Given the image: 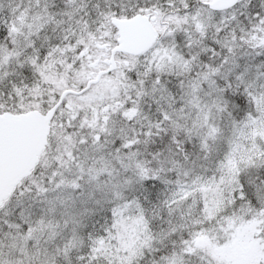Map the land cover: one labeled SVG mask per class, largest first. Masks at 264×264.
Instances as JSON below:
<instances>
[{"label": "snow or ice", "instance_id": "6c2138e0", "mask_svg": "<svg viewBox=\"0 0 264 264\" xmlns=\"http://www.w3.org/2000/svg\"><path fill=\"white\" fill-rule=\"evenodd\" d=\"M0 264H264V0H0Z\"/></svg>", "mask_w": 264, "mask_h": 264}]
</instances>
